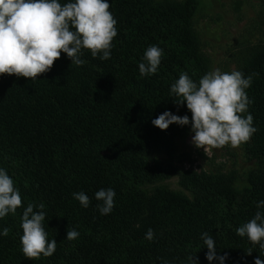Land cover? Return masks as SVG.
<instances>
[{"label": "trees", "instance_id": "1", "mask_svg": "<svg viewBox=\"0 0 264 264\" xmlns=\"http://www.w3.org/2000/svg\"><path fill=\"white\" fill-rule=\"evenodd\" d=\"M264 10V0H258ZM61 5L70 0H58ZM74 2V0H71ZM116 19L110 59L82 50L81 66L61 53L50 71L31 81L0 75V169L19 190L22 207L0 218V264H220L205 258L204 232L216 243L224 264H264V250L236 229L264 214V43L245 51L237 71L255 73L245 89L256 129L244 144L254 169L242 188L231 177L176 169L175 145L191 129L186 104L170 92L181 73L198 82L207 73L193 28L196 0H108ZM163 49L155 74L141 76L138 65L150 46ZM165 111L187 115L189 124L166 130L151 121ZM169 159L156 162L157 155ZM176 175L181 190L165 181ZM113 189L114 208L102 215L95 199ZM83 191L87 208L73 193ZM44 203L50 257L28 260L21 250V216L29 203ZM35 210V209H34ZM151 228L154 239L145 238ZM79 232L69 241L66 232ZM251 255H246L249 249Z\"/></svg>", "mask_w": 264, "mask_h": 264}, {"label": "clouds", "instance_id": "2", "mask_svg": "<svg viewBox=\"0 0 264 264\" xmlns=\"http://www.w3.org/2000/svg\"><path fill=\"white\" fill-rule=\"evenodd\" d=\"M108 0H74L63 5L58 0H0V75H15L34 81L43 73L50 71L61 53H65L71 64L81 66L82 50H88L93 58L110 59L112 41L117 36V21L109 11ZM163 49L153 45L147 48L139 67V73L150 76L157 72L161 64ZM253 73L245 78L240 71L221 72L219 68L204 74L194 82L187 73H181L172 84L174 103L186 104L191 112V142L204 152L211 153L230 145L239 148L250 141L256 129L253 117L246 113L252 101L245 89L252 83ZM151 123L160 130L171 124L187 125V115L178 116L170 111L160 114ZM113 189H100L95 199L102 215L114 208ZM75 200L87 208L89 197L83 192L73 193ZM19 190L13 179L4 169H0V218L16 214L22 207ZM264 206V201L257 208ZM45 205L29 203L21 216V250L28 260H39L41 256L50 257L56 251L57 241L49 240L44 227ZM35 209V210H34ZM11 229L4 228L0 235L8 236ZM240 237H247L253 246L264 250V214L257 211L254 218L236 229ZM79 232L75 229L66 232V239L76 240ZM149 241L154 232L149 228L145 234ZM206 245L205 258L224 264L228 254L217 255L215 240L209 233L202 234ZM250 248L246 255H251ZM190 264H197L198 257H188ZM254 264H262L257 257Z\"/></svg>", "mask_w": 264, "mask_h": 264}, {"label": "rangeland", "instance_id": "3", "mask_svg": "<svg viewBox=\"0 0 264 264\" xmlns=\"http://www.w3.org/2000/svg\"><path fill=\"white\" fill-rule=\"evenodd\" d=\"M193 28L200 51L207 59V73L217 68L230 73L237 71L245 51L264 43V10L258 0H196ZM193 135L190 129L176 141L171 165L183 171L224 174L231 177L238 188L247 184L254 164L248 160L244 144L239 148L228 145L207 153L194 146ZM155 160L162 165L169 162L164 154L157 155ZM178 181L173 175L165 183L173 190H181Z\"/></svg>", "mask_w": 264, "mask_h": 264}]
</instances>
